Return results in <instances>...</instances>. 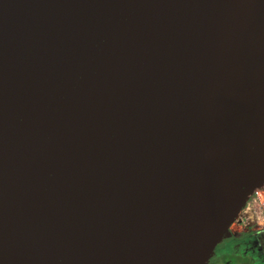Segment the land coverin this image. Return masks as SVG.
<instances>
[{
    "label": "water",
    "instance_id": "water-1",
    "mask_svg": "<svg viewBox=\"0 0 264 264\" xmlns=\"http://www.w3.org/2000/svg\"><path fill=\"white\" fill-rule=\"evenodd\" d=\"M264 189V0H0V264H209Z\"/></svg>",
    "mask_w": 264,
    "mask_h": 264
},
{
    "label": "rangeland",
    "instance_id": "rangeland-1",
    "mask_svg": "<svg viewBox=\"0 0 264 264\" xmlns=\"http://www.w3.org/2000/svg\"><path fill=\"white\" fill-rule=\"evenodd\" d=\"M259 194H261V191H258L256 196L254 194L253 196H251L248 199L247 204L245 205L243 210L240 212L238 217L235 219V221L230 226L229 234L227 235L226 238H229L233 235H238L242 232L244 233V232H248V231H255V232L259 233L258 235L261 234L260 236L262 237V238L260 237V240H258V242L260 241L261 244H262V242H264V233L259 232L261 230H264V216L262 215V214H264V211H262L260 209L262 212L259 211V213H258L255 210V209H258V207H256V203H257L256 197H257V195L259 196ZM255 247H253V248H255ZM260 247L261 246H259V248ZM263 250H264V245H262V249L259 252L260 258L263 257L260 255V254H262ZM215 257H217L216 258L217 261H215ZM219 258H220V256L218 255V251L216 250V252L212 256V259L210 260L209 264H212L213 262H218ZM216 264H218V263H216ZM260 264H263V262L260 261Z\"/></svg>",
    "mask_w": 264,
    "mask_h": 264
},
{
    "label": "flooded vegetation",
    "instance_id": "flooded-vegetation-1",
    "mask_svg": "<svg viewBox=\"0 0 264 264\" xmlns=\"http://www.w3.org/2000/svg\"><path fill=\"white\" fill-rule=\"evenodd\" d=\"M259 232L264 233V230H261ZM258 234L259 233L255 231H248L226 238L217 249L218 255L221 256L224 254V252L228 254H240L241 256L250 255L252 257L251 260L257 262L260 258L259 252L262 249V245H264V242H262V244L260 243V241L258 242V240H260L259 236L261 235ZM259 246L261 247L259 248ZM233 249L235 250L233 251ZM260 255L262 256L263 252Z\"/></svg>",
    "mask_w": 264,
    "mask_h": 264
},
{
    "label": "trees",
    "instance_id": "trees-1",
    "mask_svg": "<svg viewBox=\"0 0 264 264\" xmlns=\"http://www.w3.org/2000/svg\"><path fill=\"white\" fill-rule=\"evenodd\" d=\"M260 238V236H259ZM235 249H233L234 251ZM263 257L259 258V260L257 262L252 261V257L250 255H246V256H241L240 254H235V253H225L223 255L220 256L218 262H213L212 264H260V261L263 262L264 264V250H263ZM217 257H215V261ZM261 259V260H260Z\"/></svg>",
    "mask_w": 264,
    "mask_h": 264
},
{
    "label": "built area",
    "instance_id": "built-area-1",
    "mask_svg": "<svg viewBox=\"0 0 264 264\" xmlns=\"http://www.w3.org/2000/svg\"><path fill=\"white\" fill-rule=\"evenodd\" d=\"M256 194H257V192L255 193V196H256ZM256 201H257V203H256V207H258V209H255L258 213H259V211H264V189L263 190H261V194H259V196L257 195V197H256ZM261 209V210H260ZM261 211V212H262ZM260 212V213H261ZM262 214V213H261ZM263 216H264V214H262Z\"/></svg>",
    "mask_w": 264,
    "mask_h": 264
},
{
    "label": "bare ground",
    "instance_id": "bare-ground-1",
    "mask_svg": "<svg viewBox=\"0 0 264 264\" xmlns=\"http://www.w3.org/2000/svg\"><path fill=\"white\" fill-rule=\"evenodd\" d=\"M246 204H247V202H246ZM246 204H245V205H246ZM244 207H245V206H244ZM242 210H243V209H242Z\"/></svg>",
    "mask_w": 264,
    "mask_h": 264
}]
</instances>
